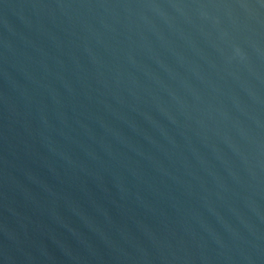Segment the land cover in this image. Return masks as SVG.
Segmentation results:
<instances>
[{"label":"water","instance_id":"obj_1","mask_svg":"<svg viewBox=\"0 0 264 264\" xmlns=\"http://www.w3.org/2000/svg\"><path fill=\"white\" fill-rule=\"evenodd\" d=\"M0 264H264V0H0Z\"/></svg>","mask_w":264,"mask_h":264}]
</instances>
